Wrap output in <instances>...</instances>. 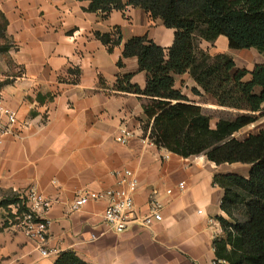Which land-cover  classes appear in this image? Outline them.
<instances>
[{"label":"crops","instance_id":"obj_1","mask_svg":"<svg viewBox=\"0 0 264 264\" xmlns=\"http://www.w3.org/2000/svg\"><path fill=\"white\" fill-rule=\"evenodd\" d=\"M89 5L0 0L12 44L7 54H0V83L9 81L0 99L18 116L15 135L0 136V204L16 196L26 207L32 189L52 202L45 216L51 221L44 246L49 257L19 224L15 213L27 211L20 213L18 204L0 207V264H55L66 252L88 264H216L213 242L222 235L219 218L227 216L221 209L224 191L214 177H248L251 166L216 165L204 155L185 159L154 145L143 129L148 123L143 99L116 89L125 76L141 89L147 83L138 59L123 57V46L148 37L168 49L175 31L139 8L126 6L104 17L88 12ZM117 28L122 45L109 51L96 34H113ZM199 48L211 57L228 55L237 69L249 72L264 64L258 51L232 50L224 36L214 43L201 40ZM173 79L175 91L189 101L208 111H232L218 106L189 73ZM123 130L132 134L126 144L117 141ZM260 131L264 116L234 137L244 140ZM124 170L132 171L139 183L126 232L115 234L104 224L107 198L72 211L79 191L118 188ZM152 196L162 220L146 227L142 221L152 212Z\"/></svg>","mask_w":264,"mask_h":264},{"label":"trees","instance_id":"obj_2","mask_svg":"<svg viewBox=\"0 0 264 264\" xmlns=\"http://www.w3.org/2000/svg\"><path fill=\"white\" fill-rule=\"evenodd\" d=\"M89 2L88 12L104 17L126 6L139 8L175 31L173 45L165 49L148 37L133 38L123 46V57H136L139 70L146 73L144 89L131 83V76L118 80L116 89L143 99L148 123L145 134L160 149L191 158L204 155L216 165L251 166L248 177L216 175L214 184L224 191L220 217L222 235L213 242L216 264H264V131L244 140L235 138L243 128L264 116V64L252 72L237 69L227 55L211 57L199 42L228 39L232 50L254 49L264 56V0H77ZM8 22L0 13V54L12 44L7 37ZM96 37L112 51L122 45L121 30ZM122 66V61L119 62ZM189 73L212 96L218 106L236 114L208 110L189 101L174 89V75ZM250 81H246L247 76ZM9 81L0 83V90ZM216 125L213 126V119ZM23 200L13 196L0 207ZM55 264H88L73 252L63 253Z\"/></svg>","mask_w":264,"mask_h":264},{"label":"built area","instance_id":"obj_3","mask_svg":"<svg viewBox=\"0 0 264 264\" xmlns=\"http://www.w3.org/2000/svg\"><path fill=\"white\" fill-rule=\"evenodd\" d=\"M3 119L6 123H3ZM18 122L17 113L5 106L0 99V136L6 137L15 135L14 127ZM132 134L126 130L122 131V136L117 139L121 144H126ZM165 158H169L166 156ZM121 176L119 187L112 188L105 192H90L79 191L76 194V199L72 205V211H80L86 204L91 201H97L103 198L108 199L107 208L103 214V222L107 228L115 233L122 234L128 230L130 216L134 210V196L138 190V180L134 173L130 170H124L119 173ZM179 190L185 189V183L181 182L178 185ZM169 195L173 194V190H168ZM152 212L143 219L142 224L146 227L152 225L154 221H161L160 205L152 196L151 200ZM27 212L18 216V209L16 210L17 219L23 231L33 240H36L41 245V253L45 257H49L51 252L44 248L48 241L49 228L51 221L46 218V213L52 208V202L37 190L32 189L26 196ZM200 214L202 211L199 212ZM211 224H215L216 220L211 218ZM219 237L218 235L216 238Z\"/></svg>","mask_w":264,"mask_h":264},{"label":"rangeland","instance_id":"obj_4","mask_svg":"<svg viewBox=\"0 0 264 264\" xmlns=\"http://www.w3.org/2000/svg\"><path fill=\"white\" fill-rule=\"evenodd\" d=\"M228 56V55H227ZM195 92H197V91H195ZM212 97V96H211ZM206 100V98L204 99L203 98V101H205ZM216 112H218V111H216ZM209 113L211 114V115H214V116H216L217 115V113H215V111L213 112V111H209ZM225 113H227V114H236L237 113V111H235V112H233V110L231 111V112H225ZM215 121H216V118H214L213 119V122H212V125L214 126V123H215Z\"/></svg>","mask_w":264,"mask_h":264}]
</instances>
